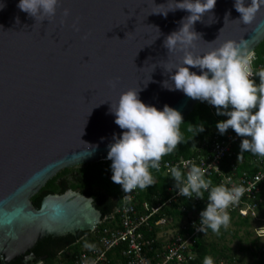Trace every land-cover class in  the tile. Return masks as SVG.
Wrapping results in <instances>:
<instances>
[{
    "label": "water",
    "instance_id": "obj_1",
    "mask_svg": "<svg viewBox=\"0 0 264 264\" xmlns=\"http://www.w3.org/2000/svg\"><path fill=\"white\" fill-rule=\"evenodd\" d=\"M175 2L60 0L54 17L35 21L19 0H0V264L43 263L33 253L38 242L92 232L101 222L94 199L80 191L47 194L39 207L31 199L59 171L109 160L108 146L124 131L110 112L121 93L140 88L143 103L168 105L183 121L200 102L163 86L172 87L175 70L165 68L183 55L168 53L163 41L189 13H157ZM234 2L217 0L195 23L202 34L195 54L226 40L254 52L264 40V7L244 25Z\"/></svg>",
    "mask_w": 264,
    "mask_h": 264
},
{
    "label": "clouds",
    "instance_id": "obj_2",
    "mask_svg": "<svg viewBox=\"0 0 264 264\" xmlns=\"http://www.w3.org/2000/svg\"><path fill=\"white\" fill-rule=\"evenodd\" d=\"M59 3L60 0H19L17 7L35 21H44L56 15ZM216 3L217 0H176L175 6L167 12L157 13L165 17L169 11L177 9L189 13L180 21L181 27L163 41L168 53H183L178 63L165 68L168 73L175 70L170 75L172 87L167 86V81L163 86L170 91H182L191 99L207 101L217 109V115L228 117L216 124L219 132L223 134L231 128L243 138L240 153L248 151L264 157V69L254 73V52L249 51L243 41L234 40H226L203 54L193 51L195 42L202 39V34L194 30V25L205 14L212 12ZM3 7L0 4V9ZM234 7L240 14V18L235 21L247 25L264 7V0H250L247 4L246 0H235ZM69 14V10L64 9L63 15L67 17ZM229 15L226 13L225 19ZM16 23H19L18 17ZM190 68H199L201 74L190 71ZM254 75L259 77L258 84L252 78ZM110 83L115 87L114 82ZM140 91V88H130L121 93L115 106H110V112L115 115V124L124 131L120 137L114 136L115 142L108 146L107 158L112 161L113 183L120 185L124 193L140 188L145 195L149 193L147 188L156 182L150 169L159 170L162 158L176 150L183 140L180 131L183 117L178 110L168 105L162 111L146 105L139 98ZM203 130L202 124L198 132ZM205 172L206 169L195 163L191 164L186 176L177 167H172L170 174L173 179L168 178V187L175 185L178 194L189 199L195 194L197 198L208 200L206 208L204 204L196 206L205 208L200 213L201 227L198 230L205 232L210 228L219 233L221 226L227 227L230 222L227 209L239 202L246 189L243 186L227 187V183H231L230 179L213 186L212 180L205 178ZM204 191L209 193L207 200L208 193L204 197ZM203 264H214V261L211 256H206Z\"/></svg>",
    "mask_w": 264,
    "mask_h": 264
},
{
    "label": "built area",
    "instance_id": "obj_3",
    "mask_svg": "<svg viewBox=\"0 0 264 264\" xmlns=\"http://www.w3.org/2000/svg\"><path fill=\"white\" fill-rule=\"evenodd\" d=\"M240 138L230 131L215 134L205 156L160 163L157 171H161L164 177L172 178L170 169L177 167L186 176L191 164L195 163L206 169V179L215 178L218 185L230 179L227 187L243 186L246 191L238 203L229 206L227 212L233 213L236 218L257 219L264 208V157L248 151L240 153ZM242 155L249 158L247 164L251 169L245 167L239 172L238 168L245 160ZM118 187L120 204L111 214L103 217L98 224L102 227L100 230L97 226L90 232L89 237L93 238L91 244H82L76 254L73 251L59 253V260L65 253L68 255H63L64 264H191L196 259L193 250L195 242L209 230H198L201 227L200 213L208 203L204 198H197L195 194L191 199L180 196L175 185L168 187L167 197L151 193L148 198H140V188L124 193L122 187ZM207 193L204 191V197ZM183 201L190 202L194 207L187 208ZM199 204H204L205 208H197ZM177 210L180 214L173 217L171 212ZM263 234L264 229L258 232L259 236Z\"/></svg>",
    "mask_w": 264,
    "mask_h": 264
},
{
    "label": "trees",
    "instance_id": "obj_4",
    "mask_svg": "<svg viewBox=\"0 0 264 264\" xmlns=\"http://www.w3.org/2000/svg\"><path fill=\"white\" fill-rule=\"evenodd\" d=\"M254 60H253V70L254 73L258 72L261 69H264V40L255 48L254 50ZM254 80L256 83H259V77L254 75ZM229 111L231 108L228 109ZM223 111V109L221 110ZM217 109L210 105L207 101L198 102L191 113L187 115L184 121L180 125V131L183 136L182 142L177 146L176 150H174L171 154L164 156L160 163L164 164L166 162L176 161L179 158L188 159L195 156H205L210 148V142L215 134H220L219 130L216 127V124L221 121H225L228 119L226 115H217ZM203 124L204 130L202 132L199 131V127ZM192 131H189V129ZM231 132L234 134L235 132L229 128L225 133ZM243 139L242 137L240 138ZM234 148H238V146H234ZM244 158V162H241V166L238 168V171L241 172L245 167L251 169V166L247 164L249 158L247 155H242ZM112 161H100L93 164H86L81 166L79 169L77 168V176L73 178L70 188L74 191H80L85 195L93 196L95 199L96 207L102 212L103 216H107L113 212V210L119 206L120 204V191L117 184L113 183L111 180L112 170H111ZM243 165V166H242ZM154 180L156 181L154 185L149 186L147 189L149 193L144 195L141 192V197L147 196L148 198L151 193L161 194L162 197H167L166 188L168 187V178L162 176L161 171H157L156 169H150ZM73 170L65 169L62 173L55 178L48 181V183L40 190L38 194H36L31 201L36 207H39L40 200L47 194H55L60 193L58 185L56 184L57 177L61 175L65 176L67 173H72ZM77 177V178H76ZM212 180L213 186H218L217 180L215 178H210ZM108 192V194L104 193ZM209 193L206 195V200L208 198ZM140 197V196H139ZM140 197V198H141ZM208 201V200H207ZM183 205L187 208H193L194 205L190 204V202L183 201ZM203 204L197 205L198 207ZM180 213V211L172 212V216H176ZM230 220L235 218L236 216L231 213ZM240 220V224H246L249 218H241L237 217ZM101 226H98L97 230H100ZM210 231H212L209 228ZM66 238H52L46 237L40 242L37 243L35 248L33 249V253L40 258H46L43 263L50 264V262L55 261L57 255L62 252H70L73 251V254H76L78 250H80V246L82 244H91L93 238L89 237L90 232H79L77 237H73L68 235ZM87 236L84 240L78 241L80 238ZM52 243L57 244V248L54 251ZM212 249H208V244L204 242V236L201 234L194 245V252L196 253V259L191 262V264H203L204 258L206 256H215L214 247L211 246ZM66 254V253H65ZM66 254L65 256H67ZM219 260L215 261L214 264H220ZM11 264H21L19 260L12 262ZM31 264H36L31 263Z\"/></svg>",
    "mask_w": 264,
    "mask_h": 264
},
{
    "label": "rangeland",
    "instance_id": "obj_5",
    "mask_svg": "<svg viewBox=\"0 0 264 264\" xmlns=\"http://www.w3.org/2000/svg\"><path fill=\"white\" fill-rule=\"evenodd\" d=\"M81 166L84 165L69 169L76 171ZM63 170L53 178L60 175ZM239 222V219L233 218L227 227L221 226L219 233L209 230L204 235V242L208 244V249H212L211 246L214 247L213 261L219 260L220 264H264V234L258 235V232L264 229V208L257 219H249L246 224ZM58 255L56 260L51 261L50 264L65 263L63 257L66 254L60 256L61 260L58 259Z\"/></svg>",
    "mask_w": 264,
    "mask_h": 264
},
{
    "label": "flooded vegetation",
    "instance_id": "obj_6",
    "mask_svg": "<svg viewBox=\"0 0 264 264\" xmlns=\"http://www.w3.org/2000/svg\"><path fill=\"white\" fill-rule=\"evenodd\" d=\"M77 176V172L76 171H73L72 173H67L65 176L61 175L60 177H57L56 179V184L58 185V188H59V192L60 193H55V194H62L64 193L66 190L68 189H71L70 186H71V183L73 181V178ZM77 178V177H76ZM106 194H108V192H104ZM90 196V195H89ZM91 197V196H90ZM92 198L94 199V197L92 196ZM95 201V199H94ZM66 237H69V236H65L63 238H66ZM73 237H77V236H73ZM53 245V248H54V251L55 249L58 247L56 243H52Z\"/></svg>",
    "mask_w": 264,
    "mask_h": 264
}]
</instances>
